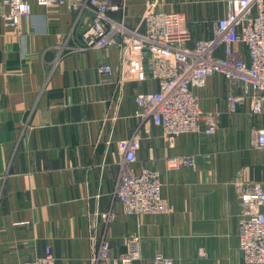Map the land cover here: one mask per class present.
<instances>
[{"label": "crops", "instance_id": "crops-1", "mask_svg": "<svg viewBox=\"0 0 264 264\" xmlns=\"http://www.w3.org/2000/svg\"><path fill=\"white\" fill-rule=\"evenodd\" d=\"M116 1L124 7L113 15L131 28L143 26L147 9L178 11L196 38L211 35L226 9L225 0ZM31 2L15 26L0 0V264L41 256L48 245L55 264H90L102 238L116 254L132 236L142 258L128 264H149L156 253L172 264H250L239 245L237 183L264 181V149L253 143L264 111L250 113L245 101L230 112L229 81L212 75L196 91L205 109L221 112L216 132L169 140L135 116L137 94L158 86L146 58L123 73L118 47H78L88 13ZM104 64L112 73L99 72ZM137 127L132 168L159 171L165 213L127 214L113 194L122 144ZM171 155H191L195 166L171 170Z\"/></svg>", "mask_w": 264, "mask_h": 264}, {"label": "built area", "instance_id": "built-area-1", "mask_svg": "<svg viewBox=\"0 0 264 264\" xmlns=\"http://www.w3.org/2000/svg\"><path fill=\"white\" fill-rule=\"evenodd\" d=\"M1 1L8 8L3 13L4 20L15 26H20L22 16L31 14V1L41 7L68 4L78 15L88 13L78 47H118L123 73L136 72L146 58L158 86L137 94L135 116L160 125L169 140L184 133L216 132L221 112L205 109L196 91L212 75L229 81L226 100L230 112L238 111L245 101L250 113L264 111V0H225V13L213 21L211 35L198 38L193 37L185 15L178 11L147 9L143 26L131 28L123 18L113 15L124 7L116 0ZM98 70L113 71L109 64ZM139 130L137 127L122 144L124 152L113 194L127 214L165 213L168 202L159 171L132 168L140 147ZM253 143L264 149V126L256 130ZM195 163L191 155H171L166 159L171 170L194 167ZM237 190L238 238L243 257L247 263L264 264V181H239ZM141 253L139 236L128 238L126 249L116 254L110 240L104 237L90 264H128L140 260ZM18 264H55V256L48 245L43 255ZM149 264H172V259L157 253Z\"/></svg>", "mask_w": 264, "mask_h": 264}, {"label": "rangeland", "instance_id": "rangeland-1", "mask_svg": "<svg viewBox=\"0 0 264 264\" xmlns=\"http://www.w3.org/2000/svg\"><path fill=\"white\" fill-rule=\"evenodd\" d=\"M156 254H157V253H156ZM156 254H155V255H156ZM155 255H154V256H155ZM154 256H153V257H154ZM151 258H152V257H151ZM151 258H150V259H151ZM150 259H149V261H150Z\"/></svg>", "mask_w": 264, "mask_h": 264}, {"label": "bare ground", "instance_id": "bare-ground-1", "mask_svg": "<svg viewBox=\"0 0 264 264\" xmlns=\"http://www.w3.org/2000/svg\"><path fill=\"white\" fill-rule=\"evenodd\" d=\"M241 249V248H240ZM242 251V250H241ZM142 254V253H141Z\"/></svg>", "mask_w": 264, "mask_h": 264}]
</instances>
